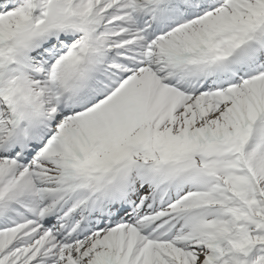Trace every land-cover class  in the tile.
I'll return each instance as SVG.
<instances>
[{"label": "snow or ice", "instance_id": "6c2138e0", "mask_svg": "<svg viewBox=\"0 0 264 264\" xmlns=\"http://www.w3.org/2000/svg\"><path fill=\"white\" fill-rule=\"evenodd\" d=\"M0 264H264V0H0Z\"/></svg>", "mask_w": 264, "mask_h": 264}]
</instances>
